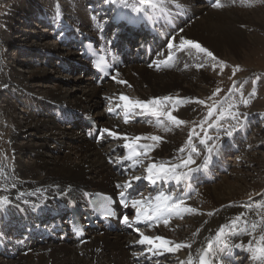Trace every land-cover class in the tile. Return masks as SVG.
Returning a JSON list of instances; mask_svg holds the SVG:
<instances>
[{
    "label": "bare ground",
    "instance_id": "1",
    "mask_svg": "<svg viewBox=\"0 0 264 264\" xmlns=\"http://www.w3.org/2000/svg\"><path fill=\"white\" fill-rule=\"evenodd\" d=\"M94 2L52 0L55 3L52 9L43 6L38 12L41 17L48 16L59 26L66 25L91 34L90 31L97 30L95 23L89 19ZM216 2L221 0H213L211 5L204 0H159L157 8H147L138 14L112 0H104L106 8L113 9L112 20L122 21L126 13L129 15L127 18L135 17L153 25L161 34L164 45L153 61H146L143 54L138 58L131 57L124 68L112 74L111 81L108 79L101 84L95 83L90 75H85L82 79H71V86L67 88L58 84L56 89L35 91L31 82L37 77L48 78L46 69L24 70V74H16L10 66L13 61L0 57V94L5 92L10 96V100L4 98L0 101V150H6L11 159L10 164L4 161L0 163V201H7L0 203V224L6 222L8 229L4 234L7 249L0 254V264H187L189 257L197 264L198 254L206 251L210 242L213 247L209 254L216 264H245L242 261L244 257H248L249 264H259L247 251L249 245L255 247L256 241L245 229L250 230L253 222L259 223L264 217V207H256L264 205V159L256 157L251 151L260 146L264 138H246L244 145L239 144L244 134L247 137L250 125L258 120V114L251 112L238 122L239 130L228 136L227 141L219 147L214 140L209 144L219 135L214 127L204 138L191 140L196 151L179 155V146L190 137L187 136L188 129L183 126L201 116L203 110L199 101L202 95L207 94V87L215 81L201 70L210 57L189 46L181 47V40L199 43L216 58L223 55L234 58L247 51L250 45H255L246 30L242 29L243 26L264 29V11L250 14L219 10L212 6ZM21 3L15 5V2L8 12L4 30L0 28V42H5L6 34L14 31L15 18L26 20L34 13L33 8ZM91 14L96 21H103V12ZM165 17L172 19L175 25L173 30L168 26L165 30L162 28L161 20ZM102 30L106 28L98 31ZM166 31L169 36L163 35ZM22 50L27 55L19 60L24 66L30 62V53L40 55V60L44 64L47 61L46 65L51 71L61 63L70 64L69 70H75L72 55L76 52L68 51L69 46L64 48L57 41L51 46L28 43ZM122 96L127 101L122 100ZM164 97H172V100L157 106L149 104L147 108L132 106L136 101H163ZM153 107L170 111L184 123L177 125L167 115H154L149 110ZM59 108L74 117L86 116L96 120L101 128L103 145L87 141L84 132L86 125L81 123V119L72 126L69 124L71 127L59 126L51 112ZM114 110L119 112V119L109 116V112ZM152 136L160 139H147ZM136 137L141 139L136 140ZM201 140L207 142V147ZM1 141L7 143L6 149ZM48 144L56 151L55 154L49 153ZM209 147L213 149L211 153L208 152ZM231 147L238 148V158L242 160L233 170L221 160ZM25 155L29 158L28 163L22 161ZM189 157L195 163L188 168H176L175 175L180 179H174L172 166L182 164ZM205 158H209L206 166ZM153 165L157 166L153 173L163 165L170 170L169 175L150 176L148 169ZM219 167L225 170L224 175L217 173L214 181L207 186H196L193 195L183 199L184 203L179 209L171 212V221L167 219L165 223L163 219L151 229L128 228L131 223L127 219L126 228L119 226L117 232L91 231L88 240L81 245L70 236L60 241V235L52 233L48 240L29 239L21 245H17L13 238V235H22V231L12 230L15 227L13 223H18L22 218L43 225L47 221L56 222L60 218L57 214L62 213L81 193L118 194L140 181L175 183L200 171L213 178V172ZM254 191L258 194L244 201ZM157 197L162 199L158 201ZM146 198H150L149 202L142 206H149L153 211L158 203L165 204V196L150 193L135 200L143 201ZM187 208L195 211H183ZM53 213L57 216L48 220ZM237 216L241 219L233 225ZM222 227V238L227 248L215 242L216 233ZM260 231L258 228L257 237ZM142 235L162 237L173 243L161 245L159 241H154L152 244H142L139 243ZM176 244L190 247L175 249ZM237 244L242 247H234ZM169 248L175 250L169 251ZM230 253H236L234 262L226 258Z\"/></svg>",
    "mask_w": 264,
    "mask_h": 264
},
{
    "label": "rangeland",
    "instance_id": "2",
    "mask_svg": "<svg viewBox=\"0 0 264 264\" xmlns=\"http://www.w3.org/2000/svg\"><path fill=\"white\" fill-rule=\"evenodd\" d=\"M19 1L20 0H0V28H2V31L4 30V23H6L8 18L7 14L12 9L15 2V5H17V3L19 4L22 2L21 5L33 8L34 12L31 16H28L26 20L21 19L20 17L15 18V24L13 23L14 31H11L10 33L8 32L6 34L5 42H0V57L4 59L5 57H7L8 60L13 61V63L10 62V66L11 70L16 74H24V70L38 71L40 70V68L46 69L48 73V78L37 77L31 82V87H33V90L35 91H37L38 89H56L58 87V84L62 88H67L71 86V79L75 77H77L75 79H82L81 74L77 71L71 70L69 72H65L57 66H54L52 68L53 70L51 71V69H49V67L46 65L47 61H45L44 64V61L40 60V55L37 54L29 53V55H31L28 57L30 62L25 66L23 62L19 61L23 57L27 56L25 55L26 52H24L22 49L26 48L28 43L45 45L49 44L50 46L52 45V43L56 44V41L53 42L51 35L52 32H49L47 30V27H45L44 23L39 22L38 20V11L40 7L44 6L46 8L52 9L55 3H52V0ZM81 1L87 3L92 0ZM224 1L222 2L221 0V2H219L222 6L217 9H226L230 10L231 12L237 11V13L249 12L250 14H254L255 11L259 10L264 11V0ZM30 2H32L31 5ZM101 2L102 0H95L93 4L96 7L98 6L100 8H103L104 6ZM242 29L246 30L247 36L251 37L253 42H255V45L249 46V51L247 50L245 52H241L238 57L234 58H230V56L228 57V55L217 57L215 60L209 58L208 60H206L204 67L201 68L202 71L204 70L208 73L209 76L213 77L215 81L212 85L207 87V94L201 96L200 101H203V103H201L203 110L201 116L198 117L193 123L183 126L188 129L187 136L190 135V137H187L185 139L184 144H181L179 146V155H186L193 149L192 143H189V140H192L194 138H204L211 130L214 129V127H216L214 131L219 134V137L217 136V139L213 138L209 144L211 145L212 141L214 140V144L217 143V147H219L223 144V142L227 141L228 135L226 133L231 132L233 134V132L239 130L240 126L237 125V123L243 121L251 112L258 114V120H256L252 125H250L247 137L245 136L242 141L239 140V144L244 145L246 143V138L253 139L256 138V136L258 139L264 138V29H257V27L254 26H243ZM237 67L240 70L236 71L235 75H233V70ZM194 79L196 80V77ZM38 83H40L41 86H36ZM4 98H9L10 100V96L8 95V93L3 92L0 94V101ZM244 101H248L247 106H245ZM213 105L216 106L217 111L211 119H208L207 122L204 123L207 117V113L209 111V107ZM229 105H232L230 110L234 115H226L223 120H219L218 116L220 108H227ZM19 109L22 112V108L20 107ZM109 116L111 117V115ZM114 119H119V115ZM56 123L61 127L69 126L66 124H61L59 122ZM201 124H203V128H201ZM209 125L212 126L210 127ZM88 142L90 144L93 143L92 141ZM1 143L6 149L7 143L5 141H1ZM263 143H261L260 146L254 148L253 150L251 149V151L255 154L256 157L264 159ZM101 145L103 144L101 143ZM47 148L49 149V153L51 155L56 153V151L52 149L50 144H48ZM2 149L0 150V163L4 161L7 164H10L11 159L7 156L6 150ZM237 151L238 148L237 150H229L221 158L225 165L232 167V170L233 168H235L236 164L238 165L242 162V160L238 158L240 151ZM197 152L201 154L200 149H197ZM27 157V155L23 156V163L29 162V158ZM257 194L258 193H255V191L250 192L247 197L244 198V201L255 197ZM88 236L89 234L86 237L87 240ZM242 261L245 264H249L248 257H244Z\"/></svg>",
    "mask_w": 264,
    "mask_h": 264
},
{
    "label": "snow or ice",
    "instance_id": "3",
    "mask_svg": "<svg viewBox=\"0 0 264 264\" xmlns=\"http://www.w3.org/2000/svg\"><path fill=\"white\" fill-rule=\"evenodd\" d=\"M113 3H119L122 7L126 8V9H130L131 12L133 13H143L147 8H157L159 6V0H112ZM213 7L219 8L222 5L219 2H216L212 5ZM189 46L191 48L196 49L199 53H203L205 55H207L208 57H210L212 60H215L216 57L213 55V53L211 51H209L208 49L202 47L199 43L191 41V40H181V47L183 46ZM169 47L171 48L172 45L170 44ZM240 69L237 67L236 69L233 70V75H235L236 71H239ZM122 100L127 101L126 97H121ZM172 97H164L163 101L161 100H152V101H148V102H143V101H136L132 106L133 107H140V108H147L149 104L157 106V105H161L164 101H171ZM199 103H203V101H199ZM248 101H244L245 106H247ZM126 107L128 106L127 104L125 105ZM231 107L232 105H229L227 108H220L219 111V116L218 119L219 120H223L225 118L226 115L228 116H232L234 115L231 112ZM150 111L153 112L154 115L157 116H162V115H167L168 119L170 121H172L174 124H183L184 121L178 119L176 116H173L171 114L170 111H161L159 108L157 107H153L152 109H149ZM217 108L215 105L210 106L209 107V111L207 113V117L204 121V123L207 122L208 119H211L213 117V115L216 113ZM210 127L212 125H209ZM201 128H203V124H201ZM107 131V130H105ZM194 132V130H193ZM110 135H114L113 133H109ZM228 136H231L232 133L231 132H227L226 133ZM136 140L141 139V137H136ZM147 139H152L154 141H158L160 139V137L157 136H152V137H148ZM189 143H191V140H189ZM202 144H205V146L207 147V142L205 140H201ZM193 151H196L195 148L192 149ZM213 151V149L211 147L208 148V152L211 153ZM209 162V158H205L204 160V165L206 166ZM195 163V161L189 157L187 160H185L182 164L180 165H173L172 169H171V173L173 175L174 179L179 180L180 176L175 175V169L178 167H184V168H188L190 164ZM156 165H153L151 168L148 169V172L151 175H164L167 176L169 175L170 170L166 169L163 165L159 166V168L157 169V171L155 173H153V169L156 168ZM190 171H195V169H189ZM136 179H139V177H136ZM129 185H125V187H128ZM162 199V197H157V200L160 201ZM7 201H0V203H6ZM184 202L181 200L177 203H173V204H157L154 210V213L149 215L147 213L144 214V218L145 219H152L154 215L159 214L160 216H164L165 219V223H167V216H165V213H171L173 210L175 209H179V206L181 204H183ZM132 205L133 207H137L138 205H141V201L139 200H133L132 201ZM256 207H264V205H256ZM138 214L140 213V209L137 208ZM183 211H187V212H194V209L191 208H187V209H183ZM177 215H179V211H177L176 213ZM241 217L237 216L235 218V220L233 221V225L236 224L237 221H240ZM125 222H127V217H125ZM226 227V226H225ZM260 228V234L258 235V237L255 235L257 232V229ZM245 231L249 234L253 236V239L256 241L255 243V247H253L252 245H249L247 248V251H249L250 253H252L253 259L259 261V264H264V217H262L261 221L259 223L253 222L250 225V230L248 228L245 229ZM223 233H224V227H222L217 233H216V238H215V242L217 244H223L224 248H227L228 245L227 243L224 242L223 240ZM154 241H159L161 245H169L173 242L168 241L163 239L162 237H147V236H143L142 235V239L139 241V243H149L152 244L154 243ZM183 247H190V245H185V244H176L175 245V249H180ZM213 247L212 242H210L208 244V249L203 253V254H198L197 257V261L198 264H210V259H209V253L211 252ZM234 247L236 248H241L242 245H234ZM175 249L173 248H169V251H174ZM187 264H194L193 260L191 257H189Z\"/></svg>",
    "mask_w": 264,
    "mask_h": 264
}]
</instances>
